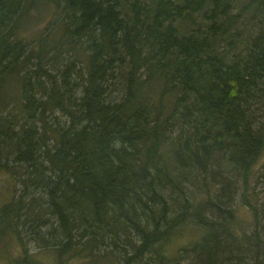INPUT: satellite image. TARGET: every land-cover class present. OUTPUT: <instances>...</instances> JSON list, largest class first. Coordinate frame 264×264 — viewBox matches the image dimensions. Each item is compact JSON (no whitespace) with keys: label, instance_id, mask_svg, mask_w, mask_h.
<instances>
[{"label":"trees","instance_id":"obj_1","mask_svg":"<svg viewBox=\"0 0 264 264\" xmlns=\"http://www.w3.org/2000/svg\"><path fill=\"white\" fill-rule=\"evenodd\" d=\"M42 2L54 20L27 41ZM57 110L67 121L48 124ZM263 156L264 0H0V170L21 179L0 246L31 223L56 264L119 248L120 264H264Z\"/></svg>","mask_w":264,"mask_h":264},{"label":"rangeland","instance_id":"obj_2","mask_svg":"<svg viewBox=\"0 0 264 264\" xmlns=\"http://www.w3.org/2000/svg\"><path fill=\"white\" fill-rule=\"evenodd\" d=\"M54 12L55 8L53 6H49L47 2H42L39 5L38 10H35L32 14V18L29 21V24L22 29V36L27 41L33 42L36 36H38L41 31L46 28L49 23L54 20ZM198 19L200 16L197 17ZM258 29L257 22H253L246 27V30L255 31ZM58 64V63H57ZM30 69H34V66L29 65ZM52 68V67H51ZM47 121L48 124H64L67 121V117L60 111L55 112H48L47 113ZM44 160V159H40ZM14 162L11 163L13 165ZM264 164V156L260 158L259 162L255 164L253 169L254 177L252 180V187H255L256 194H260V198H264V176L263 178L260 176L261 170H263L262 166ZM19 168V169H18ZM16 170L21 171V167L18 166ZM31 170H34L31 168ZM39 173V170H38ZM38 175V174H37ZM47 176H50L46 173ZM36 177V176H35ZM32 176V178L35 179ZM20 176L19 174H14L12 172L0 170V205L4 204L5 202L9 201L12 196L14 195V190L16 187L20 186ZM35 183L34 187L29 189L30 193H34L35 195H39L38 187ZM260 192V193H259ZM234 207L236 208V215H237V223L239 226H242L246 231L251 232V230L255 227L254 224V214L250 206L245 205L241 201V195L236 198L233 203ZM261 216L260 220L264 225V205L262 203L258 204ZM54 217V216H53ZM38 227V226H37ZM31 226V223L25 225L23 228L22 241L19 240L16 234H9L7 232L5 238L9 247L3 245L0 246V264H13V259L17 263L15 264H30L31 262H37L39 264H56L55 260H57L56 252L53 251L51 248L45 246L37 236L33 235L32 232L37 228ZM58 223L57 219L54 217L52 223L46 227H42L43 230L49 228H57ZM47 237L45 238L47 245L53 246L59 240L58 238H52V231L47 233ZM196 235L193 233H186L184 235H180L176 237L166 248V254L172 260L180 259L182 256L181 250L186 248L191 242L192 239L195 238ZM124 239V237H122ZM121 238V239H122ZM58 239V240H57ZM110 238H107L108 240ZM139 240V238H138ZM108 242H110L108 240ZM121 243L125 241L121 240ZM140 240L138 241V244ZM130 251H131V247ZM103 250L97 252V257L94 262L87 263L93 257H86L80 258L75 257L71 258L68 262L69 264H120L123 261L122 252L124 251L123 248H119L118 252H111L108 250L106 254L103 253ZM180 254V256H179ZM85 255H88L85 253ZM190 255V254H189ZM76 256V255H75ZM125 256V255H124ZM154 256V253H151L150 256H144L142 259L136 261L135 264H159V260ZM68 257H72V255H68ZM149 261V263H148Z\"/></svg>","mask_w":264,"mask_h":264}]
</instances>
